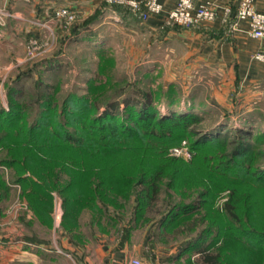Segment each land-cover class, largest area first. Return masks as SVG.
Returning <instances> with one entry per match:
<instances>
[{
    "label": "rangeland",
    "instance_id": "obj_1",
    "mask_svg": "<svg viewBox=\"0 0 264 264\" xmlns=\"http://www.w3.org/2000/svg\"><path fill=\"white\" fill-rule=\"evenodd\" d=\"M96 9L98 13L94 12ZM96 9L88 16L78 12L76 21L68 27L60 22L54 23L57 30H53L50 23L38 22L44 32L26 39H16L13 46L7 47L8 50L0 49V106L8 109L7 90L17 87L19 90L14 100L26 105L27 120L30 121L38 110L37 96L40 93L52 96L59 109L70 92L77 96L87 95L91 101L94 96L102 100L109 93L117 94L119 90L122 93L131 89L152 91L154 102L161 113H167L170 109L197 113L201 120L195 124L196 130L205 132L213 126H221L220 128H224L223 134H228L230 140H234L237 127L248 130L245 140L253 151L249 166L262 170L258 179L263 181L256 184L248 176L218 170L215 164L222 160L220 154L236 145L235 140L234 144H226L222 153L216 152L217 147L195 152L189 148V141L185 137L179 145L168 147L165 152L167 158H175L171 159L172 169L178 166L183 169L184 184L179 188V194L174 193L165 174L152 209L155 212L170 202H187L208 190L212 197L211 203L207 202L206 209L193 213L188 219L197 220L206 214L203 223L197 220L196 226L189 231L162 236L156 232L155 225L162 216L160 214L156 215L159 218L149 224L132 229L129 240L125 241L122 239L123 232L116 233L114 225L110 228L108 226L107 231H100L95 222L90 221L96 217L83 210L74 218L79 226L74 238H79V242H74L73 248L76 250H70L71 246L65 248L60 243L63 236L69 239L65 241L72 240L60 225L63 214L60 197L54 193L53 226L47 229L28 208L22 198L20 185L11 181L12 169L0 165L2 179L9 187L5 197L0 195V264H88L86 258L89 259V264H106L101 261L100 253L102 250L116 249L127 251L128 258L122 264H127L130 257L140 258L142 264H188V260L195 256L193 250L178 259L172 257L209 221L221 225V235L226 232V228L233 227L230 236L227 235L226 239L224 235L220 236L221 239L212 244L215 249L222 247L220 251L224 262L264 264V243L248 244L243 235L238 236L236 233V229H242L241 227L251 229L254 226L264 230V96L250 93L251 98L245 99L251 89L240 88L235 84L230 85L223 94L220 92V72L203 70L201 64L195 69H187L188 57L184 59L182 53L186 49L184 44H177V39L174 51L167 52V45L170 44L161 41V34L150 32L143 21L128 8L101 4ZM92 17L94 19L90 21ZM44 25H49L54 31V45L46 52L30 55L26 51L28 41L33 37L37 41L48 37L49 31ZM168 27L184 28L178 25ZM170 86H173L174 102L168 108L164 102ZM191 104L193 107L189 108ZM102 110L103 106L99 104L98 111ZM218 134L210 133V136ZM221 149L218 147L217 150ZM106 150L109 151L100 157L101 160L108 162L123 159L129 162L130 169L139 161H144L146 154L151 156L155 152L147 148H141L142 151L132 148L119 151L115 147ZM0 155H4L1 150ZM101 164L106 173L110 172L111 175L112 167H106L107 164L102 162ZM206 164L211 166L205 168ZM231 187L234 188L235 195ZM232 198H235V202H232ZM230 203L239 209L238 213L235 212V216L239 218L234 223L228 221L226 214V206ZM134 206V199H131L122 210L117 208L118 212L123 213L125 223L131 222L128 218ZM109 209L117 212L113 206ZM234 210L236 211L235 208ZM96 214L99 213L95 211ZM216 215L217 221L213 219ZM183 225L181 223L179 228H183ZM30 237L34 239H29ZM120 241H124V244L121 245ZM27 248L32 252L37 251L34 261L29 262L28 255L23 253Z\"/></svg>",
    "mask_w": 264,
    "mask_h": 264
},
{
    "label": "trees",
    "instance_id": "obj_2",
    "mask_svg": "<svg viewBox=\"0 0 264 264\" xmlns=\"http://www.w3.org/2000/svg\"><path fill=\"white\" fill-rule=\"evenodd\" d=\"M97 11L96 9L94 12L98 13ZM93 19L92 17L90 21ZM220 31L223 32L222 29ZM172 87L165 94L164 104L168 108L174 102ZM18 90L17 87L8 88V109L0 106V150L4 153L0 155V165L12 169L11 181L20 185L22 198L28 208L47 229L53 226L54 193L60 197L63 209L60 225L72 237V245L79 242V238H74L79 227L74 218L83 210L96 217L90 221L95 222L100 231H107L114 225L116 233L123 232L122 239L125 241L129 240L132 229L149 224L159 218L156 215L160 214L162 216L155 225L156 232L162 236L189 231L196 226L197 220L203 223L206 214L197 220L188 219L193 213L205 208L207 202L211 203L212 197L208 190L187 202L174 201L155 212L152 209L165 174L174 193H178L184 184L183 169L180 166L172 169L171 159L175 158H167L165 152L168 147L179 145L185 137L189 141V148L195 152L217 147L216 152L222 153L226 144H234L235 140L236 145L220 154L222 160L215 164L218 170L248 176L256 184L263 181L258 179L262 170L249 166L253 151L245 140L248 130L237 127L234 140L228 139V134H223L224 128H220L221 126H213L205 132L196 130L195 124L201 120L197 113L172 109L161 113L154 102L152 91L131 89L129 92L123 90L122 93L119 90L117 94L109 93L102 100L94 96L91 101L87 95L77 96L70 92L59 109L52 96L40 93L37 96L38 110L28 121L26 105L14 100ZM99 104L103 106L100 112ZM191 107L193 104L189 105ZM215 132L219 134L210 136V133ZM114 147L119 151L131 148L142 151L147 148L155 152L151 156L146 154L145 159L141 158L144 161L133 165L132 170L129 162L123 159L108 162L101 160L100 157L109 151L106 149ZM218 147L222 148L221 151L217 150ZM101 162L107 164L106 167L113 168L111 175L110 172L106 173ZM210 166L206 164L205 168ZM8 190L7 182L0 174V195L5 197ZM231 191L235 195L233 187ZM131 199H134L135 206L129 214L131 222L125 223L123 213L118 212L117 208L121 209L126 203L129 204ZM232 202H235V198H232ZM111 206L117 212L110 210ZM95 211L99 214L95 215ZM235 212L238 213L239 209L233 203L226 206L230 223L237 222L239 218L235 216ZM218 216L213 219L217 221ZM181 223H184L183 228H179ZM220 226L218 222L209 221L194 237L186 241L185 246L172 259H178L193 250L195 256L188 260V264H233L223 261L220 251L222 247L213 248L212 244L219 241L220 236L224 235L226 239L233 232V227L230 226V231L226 228V232L221 235L223 230ZM241 228H235L236 233L238 236L243 235L246 243H264V230L254 226L251 229ZM153 240L154 237L151 241ZM120 242L121 245L124 244V241Z\"/></svg>",
    "mask_w": 264,
    "mask_h": 264
},
{
    "label": "crops",
    "instance_id": "obj_3",
    "mask_svg": "<svg viewBox=\"0 0 264 264\" xmlns=\"http://www.w3.org/2000/svg\"><path fill=\"white\" fill-rule=\"evenodd\" d=\"M159 1L164 7L163 12L150 17L143 23L150 32L161 34V41L170 44L167 45V52L174 51L177 39V44H184L186 49L182 50V53H184V59L188 57L187 62L185 61L187 69H195L201 64L203 70L220 72L222 77L219 79L220 92L223 94L230 85L235 84L240 88L251 89L245 95V99L251 98L250 93L264 96V63L251 59L254 50L264 48V38L252 39L247 36L245 22H240L234 30H231L228 24H222L219 20L220 8L219 18L212 23L202 24L193 29L164 27L163 17L166 11L174 6L176 0ZM212 1L218 6L230 3L235 7L239 0ZM103 2V0H0V49L8 50L7 47L13 46L16 39H26L31 35L44 32L39 26L40 22L50 23L54 30L56 22H52L51 15L58 7L68 6L88 16ZM255 7L257 10L264 11V0H255ZM221 29L223 32L220 31ZM238 87H235L237 91ZM65 239L69 240L63 236L60 241L61 246L65 248L71 246L70 250L75 249L72 242ZM124 250H102L100 259L106 264H122L128 258L127 251ZM36 252H32L30 248L23 251L28 255L29 262L34 261ZM88 260L86 258L89 264Z\"/></svg>",
    "mask_w": 264,
    "mask_h": 264
},
{
    "label": "built area",
    "instance_id": "obj_4",
    "mask_svg": "<svg viewBox=\"0 0 264 264\" xmlns=\"http://www.w3.org/2000/svg\"><path fill=\"white\" fill-rule=\"evenodd\" d=\"M103 1L108 5H120L128 8L133 15L142 21L160 15L164 9L159 0ZM219 8L221 10L220 18L218 17ZM77 14V10L62 6L53 10L51 18L52 22H60V24H64V27H68L76 21ZM217 18L222 24H228L231 30L236 29L240 22H245L247 24V36L252 39L264 38V11L256 9L255 0H239L235 7L230 3L218 6L212 0H176L174 6L166 11L162 25L196 28L202 24L212 23ZM44 27L49 31L48 37L41 39V41H37L35 37L30 39L26 45V51L30 55L41 54L53 47L54 31L49 25H44ZM251 59L264 63V48L254 50ZM127 264H142V262L138 257H130Z\"/></svg>",
    "mask_w": 264,
    "mask_h": 264
}]
</instances>
